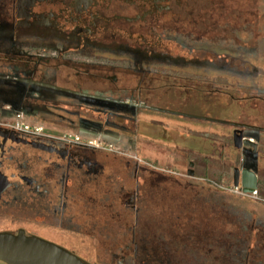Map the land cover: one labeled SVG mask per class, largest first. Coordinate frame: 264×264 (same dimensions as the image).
I'll use <instances>...</instances> for the list:
<instances>
[{"label": "flooded vegetation", "instance_id": "1", "mask_svg": "<svg viewBox=\"0 0 264 264\" xmlns=\"http://www.w3.org/2000/svg\"><path fill=\"white\" fill-rule=\"evenodd\" d=\"M137 1L142 3L134 6L135 11L131 10ZM202 1L206 6L216 3L215 0H0V110L16 117L14 124L0 121V216H7L10 222L17 216L37 219L77 231L86 238L84 202L85 196L89 199L92 195L85 194V187L92 186L96 192L101 180H114L99 155L113 158L117 153H128L117 148L106 134L127 132L128 140L135 141L137 110L127 99L139 104L143 98L150 101L148 94L155 98L166 94L164 82L152 87L143 82L144 76L153 72L144 67L145 63L212 65L229 61L227 53L205 49L200 53L203 48L197 50L196 46L203 36L180 25L181 19L195 15ZM148 18L152 19L150 23ZM169 19L176 21L175 26ZM133 21L139 22L133 26ZM99 52L117 56L122 53L129 59L116 65L100 57ZM78 93H94L100 98L101 110H81L83 95ZM66 99L77 101L69 106ZM19 123L28 127L20 128ZM85 131L96 136L85 138L82 135ZM101 132L106 134L99 135ZM194 133L202 139L213 138L208 132ZM220 142L226 145L221 139ZM193 153L213 157L191 150L190 154ZM128 155V161L135 167V185H131V176L120 189L126 198L137 200L144 186L142 173L157 168L140 156ZM187 174L208 181L196 176L195 169L194 175ZM132 207L138 209L136 203ZM20 231L62 246L35 232H27L22 226L0 233Z\"/></svg>", "mask_w": 264, "mask_h": 264}, {"label": "rangeland", "instance_id": "2", "mask_svg": "<svg viewBox=\"0 0 264 264\" xmlns=\"http://www.w3.org/2000/svg\"><path fill=\"white\" fill-rule=\"evenodd\" d=\"M215 1L207 6L202 1L195 15L181 19L180 25L203 36L196 46L203 48L200 53L204 49L227 53L229 61L212 65L146 62L144 67L153 72L143 82L147 87L164 82L166 94L157 98L148 94V102L143 98L139 104L129 103L137 110L135 141L128 140L127 132L123 142L121 135L106 134L117 148L157 160L158 168L165 171L145 169L142 195L137 200L126 198L120 185L131 176L135 185L134 163L121 153L113 158L99 155L114 180H101L96 192L92 186L85 187V194L92 195L85 196L84 202L86 238L77 231L22 216L14 222L0 216V230L16 231L22 226L57 241L90 264H264V201L189 176V169L196 168L189 166L190 155L182 148L195 146L201 153L214 155L232 174L235 167L249 166L264 177V130L255 129L264 128V0ZM141 3L135 2L131 10ZM168 21L175 26V20ZM138 22L133 21V26ZM97 54L116 65L129 59L122 53ZM145 103L161 107L149 110ZM179 109L184 115L168 111ZM231 120L254 127V133L246 134L259 143L257 153L233 143V130L241 124L227 125ZM0 121L14 124L16 117L0 110ZM158 126L167 128L173 137L158 134ZM196 131L214 133L213 138L202 139ZM148 146L153 156L146 155ZM135 203L138 209L132 207Z\"/></svg>", "mask_w": 264, "mask_h": 264}, {"label": "water", "instance_id": "3", "mask_svg": "<svg viewBox=\"0 0 264 264\" xmlns=\"http://www.w3.org/2000/svg\"><path fill=\"white\" fill-rule=\"evenodd\" d=\"M255 129L264 130L259 127ZM234 144L237 147H251L255 153L259 148V143L254 138L245 136L243 130L237 129L234 132ZM193 164L190 163L191 166ZM188 173L194 175V170L189 169ZM258 181V174L252 168L247 166L234 168L233 184L235 186L241 184L244 192H252L258 188ZM0 260L7 264H90L62 246L37 236L27 235L23 231L17 234L0 233Z\"/></svg>", "mask_w": 264, "mask_h": 264}, {"label": "crops", "instance_id": "4", "mask_svg": "<svg viewBox=\"0 0 264 264\" xmlns=\"http://www.w3.org/2000/svg\"><path fill=\"white\" fill-rule=\"evenodd\" d=\"M79 94V93H78ZM94 94V93H93ZM93 94H84V93H82V94H79V95H83V96H85V97H83L82 96V107H81V110H95V108H97V110H101L100 108L101 107H99L100 106V98H98V96H96L95 94L93 95ZM79 98H80V96H79ZM66 100H68L70 103H68V105L69 106H71V103H74V102H76L77 100H73V99H66ZM138 101L137 100H133V101H131V103L132 104H138L137 103ZM6 103V102H5ZM8 103H10V102H7V104ZM149 106V107H148ZM145 108L146 109H149V110H158L159 108H160V106H158L157 104H153V105H151V104H148L147 106L145 105ZM181 109H179V110H177V111H175L174 113H180L181 115H184L181 111H180ZM172 113V112H171ZM187 114V113H186ZM202 118V117H201ZM211 118L212 117H210V116H206L204 119H206V120H211ZM124 120V119H123ZM215 120V119H214ZM213 120V121H214ZM157 121V120H156ZM215 121H218V119H216ZM220 121V120H219ZM227 123V125L228 124H237L238 126L240 125V127H235L237 130H243V132H244V135L245 136H248V137H251V135H249V134H246V132L249 130V129H254V128H252V127H250L249 128V126H247L245 123H239V122H235V121H226ZM236 129H234V131H233V135H234V132H235V130ZM158 130H160V132L158 133V134H161V135H165V136H167V135H169V136H172L173 137V134H172V132L171 131H169V130H167V128L166 129H164L163 127H161V126H158ZM150 132V131H149ZM196 132H202V131H196ZM109 133H111L112 134V137L114 138V137H116V136H118L117 135V132H109ZM174 133V132H173ZM193 133V132H192ZM103 134H106V132H101V133H99V135H103ZM174 134H176L177 136H179V137H182V138H184V137H186V136H184L182 133L181 134H177V133H174ZM212 134H214V133H212ZM82 135H83V137H85V138H88V137H90V136H96V133H91V132H87V131H85V132H83L82 133ZM121 135V140H122V142L124 141V137H123V134H120ZM135 135H137V134H135ZM125 136V135H124ZM113 138H111V137H107V139L108 140H110V141H113ZM135 138V137H134ZM174 139L175 138H173L172 140V143L174 142ZM127 142H128V140L125 142V145H126V147L125 148H127ZM134 146L135 145H132V147L134 148ZM182 148H184L183 150L185 151V153H187V155L189 154L190 155V151L191 150H193V151H196V152H200L201 153V151L197 148V147H189V146H187V145H183L182 146ZM124 150H126L128 153H129V151L127 150V149H124ZM139 150V149H138ZM145 151V150H144ZM204 152V154L206 153L205 151H203ZM128 153H127V155H125V156H128L129 157V155H128ZM130 154V153H129ZM153 151L151 150V147H149L148 146V149L146 150V155H148V156H153ZM208 154V153H207ZM135 155H137V153H135L134 154V156ZM210 155V154H209ZM121 156H123V155H121ZM137 156H139V155H137ZM211 156H212V154H211ZM140 157H142V156H140ZM212 158H216L214 155H213V157ZM128 159H130V158H128ZM143 159V158H142ZM216 159H218V158H216ZM145 160V159H144ZM146 162H148L149 164H151V165H153L155 168H157L158 170H165V169H160V168H158V161L157 160H155V161H152L151 159H147V160H145ZM190 161V160H189ZM190 165V164H189Z\"/></svg>", "mask_w": 264, "mask_h": 264}, {"label": "trees", "instance_id": "5", "mask_svg": "<svg viewBox=\"0 0 264 264\" xmlns=\"http://www.w3.org/2000/svg\"><path fill=\"white\" fill-rule=\"evenodd\" d=\"M248 131L254 133L252 129H249ZM198 134L205 136L203 133ZM190 160L194 161V168H196L195 175L201 178H206L213 184V186L220 187L222 185L224 187H229L233 184V174L230 172L229 166L225 165L220 160L197 153L190 154ZM258 179V190L260 197L262 198L261 201H264V177H261L258 174Z\"/></svg>", "mask_w": 264, "mask_h": 264}, {"label": "built area", "instance_id": "6", "mask_svg": "<svg viewBox=\"0 0 264 264\" xmlns=\"http://www.w3.org/2000/svg\"><path fill=\"white\" fill-rule=\"evenodd\" d=\"M19 125H20V123L18 124V127L23 128V129H24V127H28L27 125H25L23 123H21L20 126ZM222 188H225L226 190H231V191H233V192H235L237 194H240V195L250 196V197H253V198H256V199H259V200L262 199L260 197V193H259L258 188L254 189L252 192H244L241 184L239 186H235L234 184H232L229 187H224L223 186Z\"/></svg>", "mask_w": 264, "mask_h": 264}]
</instances>
